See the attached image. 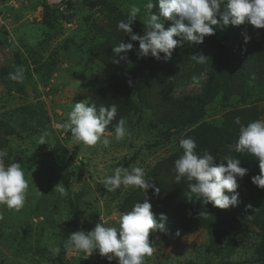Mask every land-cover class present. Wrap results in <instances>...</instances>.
I'll return each mask as SVG.
<instances>
[{"label":"rangeland","instance_id":"obj_1","mask_svg":"<svg viewBox=\"0 0 264 264\" xmlns=\"http://www.w3.org/2000/svg\"><path fill=\"white\" fill-rule=\"evenodd\" d=\"M147 2L0 0V150L7 152L6 165L21 164L28 181L21 209L0 205V264H97L98 251L88 256L66 250L64 244L71 233L89 232L100 222L119 227L120 202L137 187L108 191L104 178L117 167L134 166L143 167L147 176L176 152L182 132L168 133L152 111L142 108L124 117L129 133L125 138L117 140L114 130H105L107 146L77 142L70 130L58 127L67 121L74 104L89 102L103 73V65L88 54L91 48L118 31V22L126 20L131 6L141 9L132 27L146 25ZM45 7L57 11L56 22L45 14ZM17 67L24 69L23 82L9 78ZM184 90L193 93L199 86ZM256 106L259 120H264V97ZM225 109L216 101L206 108L202 121L219 125ZM45 131L46 143L39 145ZM59 160L66 166L68 179L57 167ZM58 183H63L66 196L53 191ZM249 205L204 206L201 210L207 216L200 225L184 231H151L154 252L145 257V264H263L254 251L264 209ZM228 238L234 239L237 248L223 258L218 251L227 249ZM50 247H60L59 255H53ZM99 264H118V260Z\"/></svg>","mask_w":264,"mask_h":264},{"label":"trees","instance_id":"obj_2","mask_svg":"<svg viewBox=\"0 0 264 264\" xmlns=\"http://www.w3.org/2000/svg\"><path fill=\"white\" fill-rule=\"evenodd\" d=\"M70 1L67 0V3ZM152 2V12L158 14L157 0ZM56 12L45 7V14L51 15L54 22L58 20ZM162 23L167 29L172 21L162 19ZM145 27V24L137 23L132 27L133 33L143 35ZM214 29L215 34L206 36L201 44L182 42L180 47L172 50L168 60L164 59L162 53L159 60L151 55L140 57L138 41H130L126 33L120 30L110 33L103 43L91 48L88 53L95 56L104 67L88 104L95 105L97 109L113 103L118 107L117 115L106 131H113L119 119L142 108L152 111L155 121L166 125L168 133L182 132L176 152L155 165L146 176L160 191L149 189L143 192L137 188L119 206L120 212L125 213L136 202H149L155 219L163 223L167 231H184L202 224L204 220L199 215L201 208L212 205L204 204L190 194L186 178L179 182L175 180L174 161L183 154L179 147L181 138H194L197 152L209 150L216 164H226V158L240 159V167L248 169V173L238 179V203L259 205L264 209V189L251 183L252 177L260 175L259 161L236 150L240 126L234 123L236 117L244 125L260 117L256 105L264 97V29H256L247 21L239 26L218 24ZM129 42L133 44L132 50L120 54L127 58L119 64L114 63L118 57L114 55L113 47ZM197 53L209 58L206 64L191 60V55ZM193 75L200 78L197 85L199 91L187 93L184 88L194 85L191 80ZM181 88L182 91L174 95ZM132 94H135V98ZM216 101L226 108L219 125L202 121L206 108ZM40 112L41 117L43 114L45 116L42 108ZM57 167L67 177L66 166L61 160L57 161ZM161 214H164L165 220L160 219ZM259 236L254 251L255 259L264 264V224ZM225 247L227 249L222 252L218 251L223 258L231 256L237 244L234 239L228 238ZM106 260L99 253L96 256L97 264Z\"/></svg>","mask_w":264,"mask_h":264},{"label":"clouds","instance_id":"obj_3","mask_svg":"<svg viewBox=\"0 0 264 264\" xmlns=\"http://www.w3.org/2000/svg\"><path fill=\"white\" fill-rule=\"evenodd\" d=\"M157 3L158 14L152 12L154 8L152 0H148L144 6L146 27L143 35L134 34L132 29L133 22L137 20L141 11L137 6H131L126 20H121L117 24V29L126 33L130 41H138L140 57L151 55L159 60L162 53L164 59L168 60L171 58L172 50L180 47L184 41L197 45L203 43L206 36L215 34L214 26L218 24L239 26L247 21L256 29H264V0H157ZM162 19L171 20V26L165 29ZM132 48L131 42L114 46L112 51L118 57L114 63L119 64L121 60H125L126 55L120 54H126ZM191 60L203 65L209 58L197 53L191 55ZM9 78L23 82V67H17L14 72H10ZM191 80L194 85L200 83L197 75H193ZM117 110L115 103L97 109L95 105H89L85 100L74 104L67 121L58 127L70 130L77 142L89 146L99 142L107 146L110 141L104 135L105 130L116 117ZM234 123L240 126L236 150L259 161L260 175L252 177L251 183L264 189V120L258 119L244 125L240 118L236 117ZM114 134L117 140L129 134L124 118L117 122ZM47 136V131L42 133L39 145L46 143ZM179 147L183 154L174 161L175 180L179 182L186 178L189 181L190 194L202 200L204 204L211 203L219 209L235 207L238 204L236 191L239 187L238 179H242L248 173V169L240 167V159L226 158V164H216L214 163L216 159L209 150L197 152V143L192 137L181 138ZM6 156L7 152L0 150V205L19 210L26 201L28 181L19 162L5 164ZM149 179L143 167L134 166L130 169L117 167L113 175L104 178L103 184L108 191L124 186L137 187L143 192L149 189L159 192L160 189L150 183ZM53 191L61 196L67 195L63 183H58ZM226 193L233 195L229 196ZM199 215L203 217L207 216V213L202 211ZM2 218L0 216V219ZM160 219H166L164 214L160 215ZM118 224L119 227H115L100 222L89 232L77 230L68 236L64 248L85 252L88 256L98 251L109 261L118 260V264H145V257L152 256L154 252L149 242L150 232L157 229L163 231L165 228L163 223H158L155 219L151 204L147 201L136 202L130 211L120 214ZM49 250L53 255H59L61 249L50 247Z\"/></svg>","mask_w":264,"mask_h":264}]
</instances>
